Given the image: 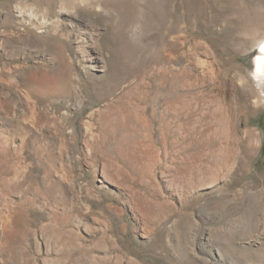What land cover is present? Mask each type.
<instances>
[{
  "label": "rangeland",
  "instance_id": "obj_1",
  "mask_svg": "<svg viewBox=\"0 0 264 264\" xmlns=\"http://www.w3.org/2000/svg\"><path fill=\"white\" fill-rule=\"evenodd\" d=\"M263 40L264 0H0V264H264ZM119 96L140 145L96 143Z\"/></svg>",
  "mask_w": 264,
  "mask_h": 264
},
{
  "label": "bare ground",
  "instance_id": "obj_2",
  "mask_svg": "<svg viewBox=\"0 0 264 264\" xmlns=\"http://www.w3.org/2000/svg\"><path fill=\"white\" fill-rule=\"evenodd\" d=\"M52 8V7H51ZM22 13L21 12H18L17 13V16L19 17H22ZM89 39V38H88ZM88 40L84 41V43H87ZM91 43H88L86 45V47L90 48L93 50L92 45H90ZM93 59H95L93 57ZM99 59V58H98ZM93 61V60H92ZM92 63V62H91ZM165 73V72H163ZM254 75L258 76V77H262L264 76V40L259 44L258 46V49H257V53L254 57V71H253ZM68 82V81H67ZM140 83V82H139ZM139 83H135L133 85H128L125 89H127L126 91H124V95H132L133 97L136 98V94H138L139 92L141 93V91L143 90V86ZM142 83V82H141ZM80 84V83H79ZM121 83H116L114 84L116 88H118ZM106 84L105 83H102L101 81H96V83H94V86H95V89H98V90H102L101 88H104L105 89V86ZM172 85V84H171ZM68 86V85H67ZM80 86V85H79ZM105 86V87H104ZM164 86V85H163ZM75 87V86H74ZM76 88V87H75ZM74 88V89H75ZM79 88V87H78ZM66 89V88H65ZM64 89V90H65ZM81 90V89H80ZM75 91V90H74ZM68 92H69V89H68ZM76 92V91H75ZM100 92V91H99ZM109 92V91H108ZM65 93V92H64ZM105 93H107V91H105ZM31 95V93H30ZM79 95V94H78ZM77 94L74 95V97L76 98V102L77 104L80 106H82L81 104V100H79V96ZM144 95V94H143ZM35 96V94H34ZM138 96V95H137ZM183 96V95H182ZM131 97V96H130ZM37 98V97H36ZM123 96H119L118 99H116L113 104L112 103H108L106 105V110L107 112H110L114 114V118H115V122H114V128L113 131L111 132V135L107 138H103V139H100V140H97L96 143L100 144L103 142H113V144H118V146L122 147L124 149V147L126 148V146H128L129 144L130 145H140L142 143L143 140L139 139L136 134L139 133V131L141 130L140 128H145L147 131H149L150 129V120L145 118L144 116L141 117V115L139 114H135L137 116H135V121L131 120V116H130V112H131V107H127V104H125L122 100ZM180 99V97H178ZM182 98V97H181ZM126 99V98H125ZM170 100V99H169ZM131 101V100H130ZM179 101V100H178ZM39 102V101H37ZM128 103V102H127ZM132 103V102H131ZM172 103V102H171ZM183 103V101L181 102ZM184 105V104H183ZM131 106V105H130ZM140 106V105H139ZM169 106V103L167 105V107ZM178 106V105H177ZM30 107V106H29ZM139 109V108H138ZM173 110V109H172ZM176 110V109H175ZM177 111V110H176ZM134 112V111H133ZM192 112V111H191ZM140 113H142L140 111ZM218 114V113H217ZM93 115V114H92ZM91 115V116H92ZM107 115V114H106ZM214 115V114H213ZM234 115V114H233ZM103 116V115H102ZM146 116V115H145ZM153 116V115H152ZM144 117V118H143ZM213 118V117H212ZM111 119V118H110ZM232 119V117H231ZM58 120V119H57ZM201 120H202V117H201ZM108 121V120H107ZM228 121V120H227ZM111 122V121H110ZM109 123V122H108ZM191 123V122H190ZM189 123V124H190ZM194 123V122H193ZM202 123V121H201ZM110 124V123H109ZM109 124L107 126H109ZM140 125V126H139ZM233 125V124H232ZM162 126V125H161ZM183 126V125H182ZM87 127V126H86ZM101 127V125H100ZM207 127V126H206ZM112 128V127H111ZM230 128V127H229ZM104 129V127H103ZM108 129V128H107ZM115 129H118V130H123V131H132V135H123L122 137H119L117 138L115 135H116V132H115ZM162 130V129H161ZM160 130V132H161ZM181 130V128H180ZM195 130V129H194ZM90 131V128H86L85 129V133L89 132ZM107 130H104V134L107 135L108 132H106ZM131 131H130V134H131ZM198 131V130H197ZM92 132V131H91ZM214 132V131H213ZM119 133V132H117ZM121 133V132H120ZM165 133V132H164ZM142 135V134H141ZM143 136V135H142ZM230 136V134H229ZM103 137V136H102ZM152 137V136H151ZM165 137V136H164ZM205 137V136H204ZM233 137V136H232ZM146 139V138H145ZM210 139V138H209ZM213 139V138H212ZM203 141V140H202ZM234 141V140H233ZM236 141V140H235ZM192 142V141H191ZM154 143V142H153ZM233 143V142H232ZM244 143V142H243ZM151 145V144H150ZM200 146V145H198ZM247 146V145H246ZM233 147V146H232ZM235 147V146H234ZM141 148V147H140ZM204 149V148H203ZM210 152V150H208ZM125 152V151H124ZM129 152V150H128ZM230 152L231 149H230ZM123 153V152H122ZM199 153V152H198ZM228 153V152H227ZM133 155V154H132ZM234 155V153H233ZM188 161V160H187ZM195 167V166H193ZM201 167V166H200ZM220 167V166H219ZM142 168V167H141ZM192 168V167H191ZM181 169V168H180ZM209 169V168H208ZM144 170V169H143ZM182 170V169H181ZM216 170V169H215ZM184 171V170H183ZM191 171V170H190ZM182 172V171H181ZM183 173V172H182ZM196 173V171H195ZM208 173V172H207ZM202 174V173H201ZM196 177V176H195ZM251 191V190H250ZM242 193V192H241ZM244 193V192H243ZM249 194V193H248ZM251 195V194H250ZM257 196V195H256ZM250 198V197H249ZM252 198V197H251Z\"/></svg>",
  "mask_w": 264,
  "mask_h": 264
}]
</instances>
